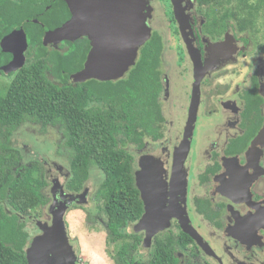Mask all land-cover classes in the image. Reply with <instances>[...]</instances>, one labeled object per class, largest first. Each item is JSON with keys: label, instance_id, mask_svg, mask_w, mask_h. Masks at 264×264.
I'll return each instance as SVG.
<instances>
[{"label": "trees", "instance_id": "1", "mask_svg": "<svg viewBox=\"0 0 264 264\" xmlns=\"http://www.w3.org/2000/svg\"><path fill=\"white\" fill-rule=\"evenodd\" d=\"M224 1L228 0L197 3L216 7ZM205 15L216 27L204 31L219 35L233 12L218 21L213 8ZM68 17L62 0H0V53L12 48L11 33L21 27L27 40L24 64L9 73L12 79L0 93V264H27L24 251L30 235L23 218L48 203V183L41 166L36 160L22 164L19 150L11 145L13 131L28 120L62 129L69 158L68 190L78 191L92 168L102 173L99 192L105 199L107 241L115 244L114 263L137 264L130 253L138 246V237L118 240L123 238L122 230L143 213L134 184L133 158L126 147L141 146L145 139L155 141L163 135L165 116L159 98L164 88V38L151 30L122 78L73 83L70 76L83 67L88 37L65 41V50L58 43V48L43 43L45 31ZM238 21L241 29L247 24L245 18ZM155 260L160 264L159 257Z\"/></svg>", "mask_w": 264, "mask_h": 264}, {"label": "flooded vegetation", "instance_id": "2", "mask_svg": "<svg viewBox=\"0 0 264 264\" xmlns=\"http://www.w3.org/2000/svg\"><path fill=\"white\" fill-rule=\"evenodd\" d=\"M181 4L194 5L198 9L213 5L209 3L201 6L197 0H181ZM191 12H186L187 26L191 20L193 28L192 32L187 30L188 38L199 51L201 60L211 57V61L215 60L202 66L205 71L199 82L200 99L201 87L206 79L219 69L228 70L232 57H245V51L252 47V41L245 32L261 34L258 47H255L259 58L245 66V78L241 86L231 88L224 82L211 86L208 95L211 108L208 116H205L208 120L203 128L193 127L189 150L180 167L174 164L177 142L176 147L174 143L171 149L166 147L171 139L166 138V118L163 135L159 139L153 141L148 138L141 146L129 144L126 147L133 159L132 149L137 154L151 155L144 162L147 172L159 173L157 179L148 180L145 186L164 192L162 209L166 208L167 215L171 216L167 225L155 233L146 246L142 244L145 230L132 231L139 243L136 249L131 250L130 256L137 264H149L152 261L157 264L156 257H159L160 264H264V21L261 23L256 18L259 13L264 14V0H246L240 6L236 5L231 11L232 17L225 19L227 25L219 35L204 31V28L213 30L216 27L208 23L205 14L200 16ZM239 18L247 21L242 29ZM219 19L221 17L217 16V21ZM211 36L215 40H210ZM209 40L222 41L213 50L208 48ZM65 41L58 42L61 50L66 48ZM46 45L58 48L51 42ZM0 61L2 64L11 62L6 57ZM0 71L5 76H12L9 73L13 72ZM197 75L198 78L200 72ZM162 80L164 88L160 97H168L169 79L163 72ZM196 122L197 118L194 124ZM198 133V149H195L193 144ZM176 141H179L178 137ZM150 146L155 149L149 150ZM154 150H158V153ZM192 157L197 159L191 163ZM65 159L69 164L68 155ZM93 171L92 168L90 173ZM67 173L70 176L69 169ZM88 180L78 191H69L74 194L82 192ZM173 209L176 211L174 214L181 215L185 225L190 226L195 238L183 230L180 220L173 215ZM141 246L143 249H140ZM138 248L141 254L136 256Z\"/></svg>", "mask_w": 264, "mask_h": 264}, {"label": "rangeland", "instance_id": "3", "mask_svg": "<svg viewBox=\"0 0 264 264\" xmlns=\"http://www.w3.org/2000/svg\"><path fill=\"white\" fill-rule=\"evenodd\" d=\"M245 1L246 0H228L216 7H212V5L210 7H200L199 9L194 5L185 4L183 6L186 12L190 10L192 14L200 16H203L213 8L216 10L218 17H221V15L225 13H230L234 10L236 5L240 6L245 3ZM150 3L153 10L151 18L149 19V25L152 30L158 31L164 38L165 47L162 55V72L168 76L170 87L169 96L160 97L163 114L167 119L166 138H171L167 142L168 144L166 147L171 149L173 143L176 147L177 142L174 153L176 154L177 149L181 146V136L182 132L185 130L188 118V103L191 85L194 83L193 80L197 78L198 73L197 70L194 69L185 43L180 36L179 24L176 19L177 15L174 11L172 2L170 0H151ZM263 15V13H259L256 17L259 18V22L261 23L264 21ZM229 21L231 22V20ZM188 29L191 32L193 30L191 20L190 25L188 24V27H186V30ZM245 35H248L249 40L251 39L252 41V47L248 48L244 53L245 57L241 55L237 58L232 57L231 60H229L231 64L228 66V70L219 69L213 72L201 87L202 96L201 99L199 98L200 104L198 105L196 114L197 122L194 124L196 128H203L208 120L205 116H208V110L211 108V100L208 99V95L211 93V86L219 82L227 83L231 88L236 85L241 86L243 84L242 79L245 78V76L243 77V74L246 72L244 71L245 66L251 62L257 61L259 58V54L256 52L255 47H258V37H261V34L245 32ZM211 38L210 40H215L213 36H211ZM210 40L208 42V48H212V46L220 44L222 41L212 42ZM208 60H202L203 64ZM1 73L2 72H0V93H3L12 79V76H5ZM221 85L223 86V84ZM199 133L200 135L202 134V132ZM199 133L196 135L193 144L195 149L198 147L200 138ZM176 137H178L179 141H176ZM11 145L19 150L22 164H29L34 160L39 163L45 180L48 183L45 189L48 203L44 206L35 208L27 217L23 218L25 229L29 233L31 239L28 241L25 250L30 248L32 238L40 233L39 223L50 226L53 219L52 211L57 209L60 203L68 202L67 200L70 199L71 195H77L80 198L68 204L63 215L68 241L76 255V264H78V262L79 264H114L113 252L115 244L107 241V231L105 228L106 216L102 211L105 199L99 192L100 184L103 179L101 172L94 169V171L90 173L91 175L89 176L88 183L82 192L74 194L67 189L66 184L70 176L67 173L68 161L65 158L68 153L63 146L62 129L58 126H42L34 121H25L19 128L13 131ZM153 149H155V147H149V150L152 151ZM131 152L134 157L133 175L139 177V175L147 173L148 168L144 162L147 161L151 155L137 154L133 149ZM154 152L157 154L158 150H154ZM195 159L197 158L192 157L190 162L192 163ZM142 161L144 164H141ZM158 167L161 169L160 163ZM158 173L159 172H156L157 175ZM141 180L143 181V179ZM138 190L140 192V189ZM162 194H164V192ZM164 211L167 215L168 211L166 208ZM122 231L123 238L118 240L129 241L133 237L132 234L138 230H135V223H131ZM132 231L134 232L132 233ZM142 240V244H144V238ZM44 246H50L49 249H52V245L49 243L44 244ZM140 249H143L142 246ZM140 249L136 252V256L141 254Z\"/></svg>", "mask_w": 264, "mask_h": 264}, {"label": "water", "instance_id": "4", "mask_svg": "<svg viewBox=\"0 0 264 264\" xmlns=\"http://www.w3.org/2000/svg\"><path fill=\"white\" fill-rule=\"evenodd\" d=\"M67 5L70 17L62 25L48 29L43 35V43H58L62 40H75L86 35L90 42L83 67L70 76L73 83L85 82L89 79L110 81L122 78L128 69L134 65L139 48L150 38L152 28L149 19L152 15L150 0H62ZM174 6L179 24L180 36L185 43L194 69L200 76L196 78L188 108V118L182 143L177 149L174 164L180 167L189 150L191 136L199 103V82L205 69L199 51L193 46L187 35V14L181 0H170ZM34 22H37L34 20ZM13 45L10 51H2L0 59L9 58L10 63L2 64L0 70L10 72L24 64V51L27 40L21 27L11 33ZM218 44L212 46L215 48ZM216 55H214L215 57ZM211 57L207 63H214ZM157 174L145 173L134 176V184L140 189V199L143 203V213L135 223V230H145L144 245L150 243L151 237L167 225L170 215H164L162 209L164 194L161 189L151 190L146 187L148 180H155ZM143 179V181L141 180ZM139 191V190H138ZM156 192V194H155ZM77 195H71L66 203H60L52 211L51 225L39 223L40 233L32 238L30 248L25 250L27 264H76V255L69 244L65 230L63 215L68 204L77 200ZM173 215L180 220L184 231L196 237L190 226H186L181 215ZM51 244L46 247L44 244Z\"/></svg>", "mask_w": 264, "mask_h": 264}, {"label": "bare ground", "instance_id": "5", "mask_svg": "<svg viewBox=\"0 0 264 264\" xmlns=\"http://www.w3.org/2000/svg\"><path fill=\"white\" fill-rule=\"evenodd\" d=\"M259 140V139H258ZM261 140V139H260ZM56 198V197H55ZM59 203V202H58Z\"/></svg>", "mask_w": 264, "mask_h": 264}]
</instances>
